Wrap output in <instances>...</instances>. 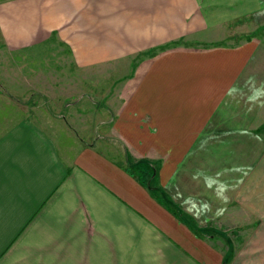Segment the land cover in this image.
Instances as JSON below:
<instances>
[{"label":"crops","instance_id":"0c3cea01","mask_svg":"<svg viewBox=\"0 0 264 264\" xmlns=\"http://www.w3.org/2000/svg\"><path fill=\"white\" fill-rule=\"evenodd\" d=\"M47 47L106 105L4 69L0 264H264V0H0L13 64Z\"/></svg>","mask_w":264,"mask_h":264},{"label":"rangeland","instance_id":"374dc122","mask_svg":"<svg viewBox=\"0 0 264 264\" xmlns=\"http://www.w3.org/2000/svg\"><path fill=\"white\" fill-rule=\"evenodd\" d=\"M250 33L251 32L245 31V34H243L242 37H244V39H247ZM223 39H226V38H223ZM229 40L230 41L228 43L232 41H236L235 43H237V41H239V39L235 37ZM225 42L226 40L221 41L222 44H225ZM170 48L172 47H163V48H159L156 51L157 53H160L161 51H165ZM49 49H50L49 47L40 48L37 51H35V54H32L33 57L35 58L33 62L30 63L32 67H30V65L28 64L25 66V68L23 67L17 68L15 66L17 64L15 65L13 64L15 62V58L11 56V54L7 53L3 48H0V85L4 86L3 83L1 82L4 77L6 84L9 85L10 87L12 86L15 90L17 91L19 90L28 91L29 90V89H22V88L13 86V79L5 78L8 76L7 75L8 72L7 71L3 72V71L4 69L8 68L9 64H11L10 65L11 69H14L15 71H11L10 73L18 72V77L23 82H25V80L23 79V76H26L27 77L26 83L29 81V78H30V81L32 83L31 85L35 88L33 94L36 93V90H40L42 92L41 94H37L38 93L37 91L35 95L30 96L32 100L31 107L32 106L34 108L36 106L38 107L36 108L35 111L39 110L41 106L47 110L50 108L53 111V107L51 103L54 100L58 106L66 105L64 107L66 109V112H63L64 116H66L68 113L71 115V112L67 109V107L68 106L72 107L73 105H76L78 102L81 105V110H86L87 112L91 110L96 115L99 112L101 113L104 112L103 108L106 105L103 100L104 99L103 91H104V86H105L104 80L97 79L95 86H93V84L90 85L91 88L92 87H95V88L87 90V86H88L87 79L81 78L79 80H75L73 78L71 79V78L64 77V74L71 75L72 74L71 71L73 70V68L68 62L65 63V61L62 59L54 58L56 54L58 53L57 50H59L60 48H54V50L53 49L49 50ZM60 54H63V53L61 52ZM45 55L49 56L48 61H47V66L45 64H39V61L37 60V56L38 57L42 56V59H43ZM32 70L33 71L37 70L36 73L39 75L40 78L39 77L35 78V75H31V77L29 76L28 78V75L26 74H28V71H32ZM38 71H43V72H38ZM79 81H80V93L75 87L76 83H78ZM40 85H46V86L40 89L38 87ZM77 93L80 96L77 97L76 96ZM88 93H91V94H88ZM26 97L27 95H19L16 98L21 99V98H26ZM90 105H95L94 106L95 109L91 108ZM34 117L35 116H33V118ZM69 117H72V115ZM90 127H91V123H90Z\"/></svg>","mask_w":264,"mask_h":264},{"label":"trees","instance_id":"16d2710c","mask_svg":"<svg viewBox=\"0 0 264 264\" xmlns=\"http://www.w3.org/2000/svg\"><path fill=\"white\" fill-rule=\"evenodd\" d=\"M156 51V50H155ZM155 51H153V53H151V54H149V55H154L156 52Z\"/></svg>","mask_w":264,"mask_h":264}]
</instances>
